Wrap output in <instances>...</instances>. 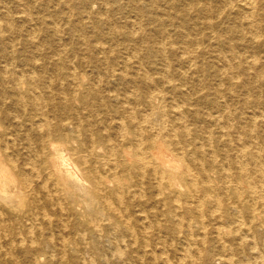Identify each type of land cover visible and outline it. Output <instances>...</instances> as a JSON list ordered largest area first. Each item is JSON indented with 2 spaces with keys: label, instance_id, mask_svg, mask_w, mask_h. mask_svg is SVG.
<instances>
[{
  "label": "rangeland",
  "instance_id": "1",
  "mask_svg": "<svg viewBox=\"0 0 264 264\" xmlns=\"http://www.w3.org/2000/svg\"><path fill=\"white\" fill-rule=\"evenodd\" d=\"M237 9L235 0H0V149L5 151L0 153V196L16 202L9 205L0 198V264H255L252 252L235 236L226 250L210 235L204 243L207 204L200 206V215L182 213L179 223L171 215L172 202L164 203L167 194L157 195L149 184L138 193L130 187L116 201L112 171L101 164L109 152L102 149L95 150L98 161L89 162L106 179L102 194L108 202L98 203L93 219L83 208L71 210L50 183L42 187L41 167L50 152L63 165L73 162L58 138L62 124L78 125L85 141L101 134L109 145L125 139L129 144L136 138L131 117L147 113L156 128L160 113L150 107L161 102L170 123L176 117L172 110L181 115L189 149L207 148L205 118L215 112L213 107H264V14L254 12L249 29ZM225 45H232L229 52ZM244 61L258 67L248 69ZM65 66L75 79L58 76ZM21 74L38 84L30 91L22 84L25 103L9 82ZM262 117L255 135L264 130ZM45 118L51 134L42 141ZM155 128H139L144 144ZM49 143L54 146L48 148ZM256 143L264 149L261 137ZM230 145L227 154L236 147ZM129 177L117 172L125 189L138 178ZM83 183L90 186L87 179ZM224 201L231 206L228 194ZM87 218L111 233L95 234Z\"/></svg>",
  "mask_w": 264,
  "mask_h": 264
},
{
  "label": "bare ground",
  "instance_id": "2",
  "mask_svg": "<svg viewBox=\"0 0 264 264\" xmlns=\"http://www.w3.org/2000/svg\"><path fill=\"white\" fill-rule=\"evenodd\" d=\"M235 2L241 7L237 11L241 12L243 21L251 29L253 27V13L258 11V13L264 14V0H235ZM203 10L205 9L201 8L198 11ZM205 22L211 24L208 19ZM211 26L208 25L209 28ZM231 46L225 45L224 47L229 52ZM225 61L228 62V59ZM244 62L248 69L254 70L255 67H258L254 61ZM56 66L58 65L56 64ZM69 69L68 66H65L58 76L64 74L63 76L75 79L74 71ZM234 69L238 73L239 66L237 65ZM254 72L258 73V70ZM259 72L263 71L259 70ZM219 75L221 76V74ZM9 82L22 103H25V95L21 93L22 84L27 85V91H30L32 87L37 89L38 86L37 81L31 77L24 80L23 74L14 75L9 79ZM72 94H76L74 90H72ZM157 99L162 101L160 96H157ZM160 103L157 105L159 107H150V112L160 113L156 128L152 125L153 121L147 113L139 115L138 118L133 119L131 117L129 124L134 129L136 138L129 144V141L125 139L117 146L109 145L108 140L101 134H98L97 137L87 136L85 141L78 125L75 127L65 125V127L62 124L63 131L58 134V138L64 143L65 151L71 155L73 162L69 163L71 164L69 167L63 165L50 152L41 167L45 174L42 187L50 183L55 188L54 192L58 195V199L62 198L69 201L73 207L71 210H75L77 207L83 208L84 213L89 212L88 218L93 219L101 207L98 203L103 202L102 204H105L108 202L107 195L102 194L106 179L104 180L102 174L89 162V159L98 161L95 150L102 149L109 152L105 162L101 164L105 168L106 164L109 165L107 169L109 172L112 171L114 187L111 191L113 195H111L116 201L121 202L120 193L125 190L129 191L130 187H133L137 192L141 191L140 188L143 184H149L155 189L157 195L167 194L163 199L165 200L164 203L172 202L173 213L171 212V215L177 216L179 223H182L183 220L182 213L190 214L191 211H197V214L200 215V206L207 204L206 221H204L203 230L201 229V238L204 243L210 235L220 249L226 250L230 249L226 244L227 241L235 236L240 240L241 247L245 245L247 250L252 252L256 260L255 264H264V149L258 148L256 143L258 137L264 140V130L259 135L254 134L257 120L263 119L262 114L264 113H261V110L264 107H213L215 112L208 113L205 118V123L208 125L206 124L204 142L207 148L192 147L189 149L190 138L187 136L186 125L180 121L181 115L172 110L177 122L172 121L170 123L168 119H165V111L160 107ZM171 107L176 106L172 105ZM154 108L156 109L154 110ZM249 109L251 110L249 111ZM47 122L45 118L41 124V128L44 127V130L40 131L39 134L42 141L51 134ZM122 123L120 121V127H124V123ZM142 126L156 130L155 134H152L151 130L149 131L146 144L141 139L143 135H141L139 128ZM213 126L216 128H212ZM159 135L165 139L159 141ZM232 142L236 143V147L231 148L232 151L234 150L231 154H227L225 146L228 144V147H231ZM215 143H217L216 146ZM51 146L54 145L49 143L48 148ZM0 153H5V151L0 149ZM64 157L62 156V159ZM194 168L196 171L193 170ZM118 171L125 172L128 177L136 175L138 178L125 189L117 178ZM211 173L214 174V179ZM85 179L90 182V186L83 183ZM23 180H19V188L22 190L25 188ZM225 194L230 197L232 203L230 207L225 205ZM47 195H51V193H47ZM0 198L9 205H16L10 196H0ZM21 205L22 203L18 201L17 206ZM158 214L162 215L161 212H153L154 216ZM106 216L110 218L111 213H107ZM88 218L84 220L86 226L95 234L102 230L104 233H111V228L100 229L97 222L92 223ZM192 233L189 228L190 237H192ZM22 239L24 240V238ZM183 255L189 257L190 253L184 251Z\"/></svg>",
  "mask_w": 264,
  "mask_h": 264
}]
</instances>
